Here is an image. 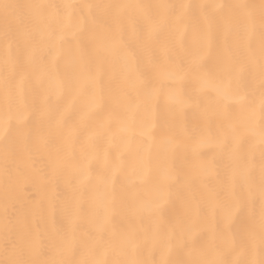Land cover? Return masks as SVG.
I'll return each instance as SVG.
<instances>
[{
  "label": "snow or ice",
  "instance_id": "snow-or-ice-1",
  "mask_svg": "<svg viewBox=\"0 0 264 264\" xmlns=\"http://www.w3.org/2000/svg\"><path fill=\"white\" fill-rule=\"evenodd\" d=\"M0 264H264V0H0Z\"/></svg>",
  "mask_w": 264,
  "mask_h": 264
}]
</instances>
